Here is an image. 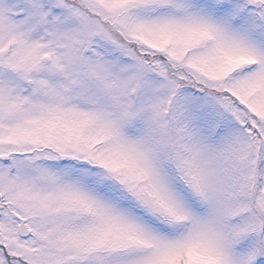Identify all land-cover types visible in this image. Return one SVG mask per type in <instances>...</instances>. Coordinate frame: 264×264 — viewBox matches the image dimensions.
I'll return each instance as SVG.
<instances>
[{"label":"snow or ice","instance_id":"6c2138e0","mask_svg":"<svg viewBox=\"0 0 264 264\" xmlns=\"http://www.w3.org/2000/svg\"><path fill=\"white\" fill-rule=\"evenodd\" d=\"M0 264H264V0H0Z\"/></svg>","mask_w":264,"mask_h":264}]
</instances>
